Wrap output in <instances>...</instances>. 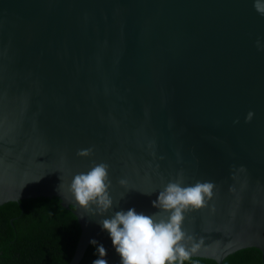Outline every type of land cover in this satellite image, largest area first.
Listing matches in <instances>:
<instances>
[{"label":"water","instance_id":"water-1","mask_svg":"<svg viewBox=\"0 0 264 264\" xmlns=\"http://www.w3.org/2000/svg\"><path fill=\"white\" fill-rule=\"evenodd\" d=\"M93 162L110 166L103 216L69 190ZM181 171L185 186L214 183L184 213L189 256L264 251V16L253 0H0V204L57 196L81 227L67 264L91 240L120 264L99 221L159 212L152 201Z\"/></svg>","mask_w":264,"mask_h":264},{"label":"clouds","instance_id":"clouds-1","mask_svg":"<svg viewBox=\"0 0 264 264\" xmlns=\"http://www.w3.org/2000/svg\"><path fill=\"white\" fill-rule=\"evenodd\" d=\"M253 7L264 16V0H253ZM257 47H261L259 40ZM253 115L250 111L245 122H250ZM76 154L79 157H90L93 149H79ZM109 167L104 162H93L88 171L75 174L71 181L69 190L74 202L90 215L103 216L113 207V199L109 193ZM118 183L122 187L127 185L125 179H120ZM213 188L214 183L207 181H197L185 186L181 171L175 180L169 181L159 191L157 199L152 201L153 207L159 209V212L145 215L130 208L127 211H116L111 218L100 220L102 229L108 232L112 245L120 256V264H175L177 260L187 259L189 253L183 244L186 234L181 229L184 213L190 207H204L213 195ZM162 212L168 214L166 218L161 217ZM90 243L96 245L98 254L93 264H108L104 258L107 255L105 247L97 244L96 240H91Z\"/></svg>","mask_w":264,"mask_h":264},{"label":"trees","instance_id":"trees-1","mask_svg":"<svg viewBox=\"0 0 264 264\" xmlns=\"http://www.w3.org/2000/svg\"><path fill=\"white\" fill-rule=\"evenodd\" d=\"M80 224L57 196H35L0 204V264H67ZM96 246L88 244L78 264H93ZM175 264H218L213 258L189 256ZM222 264H264V251L255 246L227 254Z\"/></svg>","mask_w":264,"mask_h":264}]
</instances>
